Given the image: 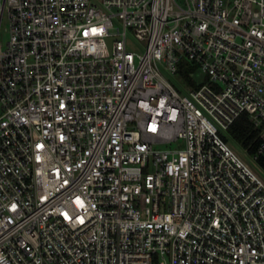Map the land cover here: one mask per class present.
I'll return each instance as SVG.
<instances>
[{
  "label": "built area",
  "instance_id": "obj_1",
  "mask_svg": "<svg viewBox=\"0 0 264 264\" xmlns=\"http://www.w3.org/2000/svg\"><path fill=\"white\" fill-rule=\"evenodd\" d=\"M242 114L257 164L264 0H0V264H264Z\"/></svg>",
  "mask_w": 264,
  "mask_h": 264
},
{
  "label": "trees",
  "instance_id": "obj_2",
  "mask_svg": "<svg viewBox=\"0 0 264 264\" xmlns=\"http://www.w3.org/2000/svg\"><path fill=\"white\" fill-rule=\"evenodd\" d=\"M182 71L192 81L194 73H192V68L186 61L181 64ZM226 139L234 144L236 143L248 156L253 157L258 152V146L262 140L261 130L253 126L247 114H242L229 128V134L226 136ZM257 164L264 168V158H259Z\"/></svg>",
  "mask_w": 264,
  "mask_h": 264
},
{
  "label": "rangeland",
  "instance_id": "obj_3",
  "mask_svg": "<svg viewBox=\"0 0 264 264\" xmlns=\"http://www.w3.org/2000/svg\"><path fill=\"white\" fill-rule=\"evenodd\" d=\"M2 24H1V38L4 39L5 41L8 40L9 34H8V27H9V22L7 20L6 17V13L3 16L2 19ZM130 45H129V49L134 51V52H143L144 51V43H142L141 41H139L138 39L134 38L133 36L130 35ZM187 64L189 66H191L192 68V73L197 72V66L196 64L194 65L193 63H191L190 61L186 60ZM190 69V68H189ZM190 71V70H189ZM198 78L199 79H206V76L204 73L198 72ZM194 76H192V81H193ZM170 81L173 84V86L175 87V89H177L179 92H181L182 94L187 93V91H189L190 89H192L195 85L193 84V82L190 80V78H188V76L183 73V71L181 72V67L180 70H178L176 72V75L174 77H170ZM231 145L233 148H236V150L239 152V154L254 168L256 169L263 177H264V173L262 172V170L260 169V167L257 166L256 163H254L251 159L250 156H248L246 154V152L236 143H232ZM177 144H173L171 145V147H176ZM159 147H165V146H159ZM157 147V148H159Z\"/></svg>",
  "mask_w": 264,
  "mask_h": 264
},
{
  "label": "water",
  "instance_id": "obj_4",
  "mask_svg": "<svg viewBox=\"0 0 264 264\" xmlns=\"http://www.w3.org/2000/svg\"><path fill=\"white\" fill-rule=\"evenodd\" d=\"M110 43H111V40H110Z\"/></svg>",
  "mask_w": 264,
  "mask_h": 264
}]
</instances>
